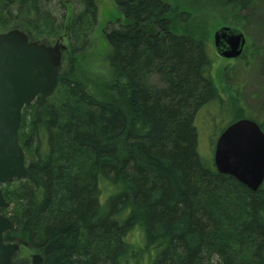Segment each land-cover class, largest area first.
I'll list each match as a JSON object with an SVG mask.
<instances>
[{
    "label": "trees",
    "instance_id": "trees-1",
    "mask_svg": "<svg viewBox=\"0 0 264 264\" xmlns=\"http://www.w3.org/2000/svg\"><path fill=\"white\" fill-rule=\"evenodd\" d=\"M52 1L0 0V33L51 40L43 32L64 24ZM113 2L123 21L104 29V85L67 64L55 93L23 111L28 175L2 186L14 223L5 242L44 264H204L213 253L216 264H264V184L254 193L220 174L200 145L203 125L228 110L229 124L249 118L264 130L242 113L234 65L221 66L205 20L175 0ZM257 3L206 0L198 12L244 32ZM82 7L69 27L74 54L95 27V2Z\"/></svg>",
    "mask_w": 264,
    "mask_h": 264
},
{
    "label": "water",
    "instance_id": "water-1",
    "mask_svg": "<svg viewBox=\"0 0 264 264\" xmlns=\"http://www.w3.org/2000/svg\"><path fill=\"white\" fill-rule=\"evenodd\" d=\"M61 41L47 46L29 41L20 31L0 35V264H17L13 257L19 250L17 243L4 241L14 224L1 213L9 207L1 186L28 175L19 142L22 111L39 96L55 92L65 49ZM214 45L220 57L236 59L243 54L246 38L242 31L226 26L215 32ZM214 163L220 174L257 192L264 184V132L259 124L247 118L230 124L217 140ZM31 264H44L43 256L33 254Z\"/></svg>",
    "mask_w": 264,
    "mask_h": 264
},
{
    "label": "rangeland",
    "instance_id": "rangeland-1",
    "mask_svg": "<svg viewBox=\"0 0 264 264\" xmlns=\"http://www.w3.org/2000/svg\"><path fill=\"white\" fill-rule=\"evenodd\" d=\"M60 1L62 3H60ZM97 7L95 27L92 33L88 37L87 44L81 46L78 44L77 53H73V42L70 39L69 27L74 21L76 14L79 13L83 7L84 0H54L50 5V10L57 18L58 23H64L63 28L54 34H50L48 31H44V36H52L51 40H33L29 35L21 29H12L5 31L2 34H8L13 31H20L24 33L28 40L31 42H37L39 44H45L47 46H54L58 41H61L65 45V49L62 50L61 68L67 66V64L73 65L79 76L84 81H89L92 77L99 79V85L103 86L107 81V75L105 71V59L109 53V47L106 43L104 36V29L109 22L123 21V15L115 6L113 0H92ZM206 0H175L183 8L193 12L194 20L196 22H202L205 20L209 31L211 33V45L214 46V33L217 29L223 26H228L232 18L228 17V22H223L219 16L210 12H198L200 8L199 2ZM82 7V8H81ZM242 16H246L244 32L247 39V50L243 59L230 62L221 60V66L224 68L231 66L233 68L232 74L234 79L232 83H241V106L243 107V115H252L255 119L264 122V0H258L257 7L249 12H243ZM63 21V22H62ZM185 31V30H184ZM246 66H245V63ZM236 64V65H235ZM228 84H231L230 80L224 79ZM158 79L156 83H158ZM94 93L97 91L92 90ZM24 111V110H23ZM203 116L208 117V113ZM235 111L229 110L223 115L217 114L212 124H204L201 129L200 145L204 152L203 155L207 158L214 157L215 144L223 129H225L230 122L234 119ZM207 121L205 117L201 119V122ZM61 203L60 201L58 202ZM12 205V204H11ZM5 214V217L10 219L12 215V206ZM9 212V213H7ZM14 224V223H13ZM19 245V250L14 256V261L18 264H31V256L36 253H40L38 250L33 249L23 243L16 242ZM219 256L215 253L210 254L204 258V264H216L220 261Z\"/></svg>",
    "mask_w": 264,
    "mask_h": 264
},
{
    "label": "flooded vegetation",
    "instance_id": "flooded-vegetation-1",
    "mask_svg": "<svg viewBox=\"0 0 264 264\" xmlns=\"http://www.w3.org/2000/svg\"><path fill=\"white\" fill-rule=\"evenodd\" d=\"M215 53H216V55L218 56V58H219V55H218V53H217V51H216V49H215ZM221 59V58H220Z\"/></svg>",
    "mask_w": 264,
    "mask_h": 264
}]
</instances>
